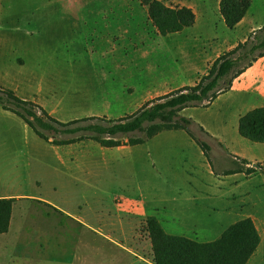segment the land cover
<instances>
[{"label":"rangeland","instance_id":"rangeland-1","mask_svg":"<svg viewBox=\"0 0 264 264\" xmlns=\"http://www.w3.org/2000/svg\"><path fill=\"white\" fill-rule=\"evenodd\" d=\"M161 1L193 9L198 23L162 36L140 0H0V86L21 99L37 98L47 111L54 110L58 120H113L136 113L175 91L166 85L189 81L192 69L197 66L199 72L237 42V33L221 18L219 0ZM253 6L254 15L264 21V0H254ZM229 95H222L212 107H190L181 113L192 119L193 134L210 145V161L184 132H164L126 149L105 148L92 140L58 148L22 120L0 127L6 193L42 194L66 213L101 224L105 232L115 230L132 247L134 260L104 236L61 215L57 207L49 210L59 212L55 218L43 221L47 214L43 206L18 205L17 213L22 209L37 216L49 233L37 239L39 253L61 259L80 255L86 264H155L146 229L149 216L156 217L167 234L206 243L218 239L235 223L233 218L253 215L257 208L252 194L238 196L245 186L234 190L235 199L214 197L229 193L234 185L228 183L246 179L225 177L224 172L256 167L236 162L229 155L235 147L249 160L264 155V148L239 135L230 110L238 95L231 99ZM202 123L214 130L225 124L228 140L208 137L199 128ZM13 135L15 139H10ZM129 137L146 134L135 132L125 138ZM78 150L86 154L72 156L69 166L59 165L58 151ZM98 162L100 167L95 166ZM221 182L227 187L220 190ZM115 207L129 215L123 223L108 216L117 213ZM230 208L235 213L231 217Z\"/></svg>","mask_w":264,"mask_h":264},{"label":"trees","instance_id":"trees-1","mask_svg":"<svg viewBox=\"0 0 264 264\" xmlns=\"http://www.w3.org/2000/svg\"><path fill=\"white\" fill-rule=\"evenodd\" d=\"M148 10L153 26L162 36L182 33L196 23V14L187 6L172 7L161 0H140ZM253 0H221L220 15L230 30L235 29L246 17ZM264 57V28L252 34L221 55L195 86H188L146 103L136 113L118 119L98 117L59 121L33 101L21 99L16 92L0 86V108L20 117L42 140L56 146L72 145L92 140L105 148L137 146L164 131L183 130L202 149L210 161L211 147L192 132L193 121L180 115L189 107L208 108L230 89L232 82L243 74L259 58ZM203 132V129H201ZM135 132H143L146 138H125ZM239 135L252 143L264 144V107L255 108L242 115L238 124ZM68 137L57 140L58 137ZM126 139V141L123 140ZM244 165L250 163L235 157ZM259 167V166H258ZM256 169L241 167L224 172V175L245 173ZM16 199H0V235L9 231ZM155 264H247L257 251L261 238L251 218L229 226L212 242H198L184 236L167 234L159 220L149 216L146 220Z\"/></svg>","mask_w":264,"mask_h":264},{"label":"crops","instance_id":"crops-1","mask_svg":"<svg viewBox=\"0 0 264 264\" xmlns=\"http://www.w3.org/2000/svg\"><path fill=\"white\" fill-rule=\"evenodd\" d=\"M220 1L219 0V10H220ZM254 4V0H253ZM253 4L251 6V9L249 10L248 14L246 17L239 23V25L233 29L237 34V38L235 39L237 42L234 44L230 49H233L235 46H237L239 43L245 42L252 34L255 33L256 30H261L263 29L262 27L264 26V21L255 16L254 13L252 12L253 9ZM196 14V13H195ZM222 18V17H221ZM224 21V20H223ZM198 23V17L196 15V24ZM179 34V33H177ZM197 42V41H196ZM3 45H0V48H2ZM5 48V47H4ZM16 58V57H15ZM203 58V57H202ZM216 61V60H215ZM214 61V62H215ZM213 65H205V67L199 72H197L198 67L196 66L192 71H190L189 74V81L185 82H180L176 84H168L164 88H168L171 90H178L184 87L188 86H195L200 79L207 74L209 68ZM201 71V72H200ZM197 72V73H196ZM194 74L197 75L196 78H194ZM181 80V76L178 78V81ZM163 89V88H162ZM225 94H230L229 98L231 99L235 94L238 95L237 103L236 105L230 106V110L232 111V117L234 119V125L236 128H238L239 120L242 115L246 114L247 112L258 108V107H264V57L259 58L257 61H255L251 67H249L243 74H241L239 77L233 80L232 85L230 89L228 90L227 93ZM225 94H221L218 96V98L210 105L212 107L216 101ZM36 104L44 108L46 111L48 108H45L40 100L35 99ZM190 108V107H189ZM209 108V107H208ZM187 109V108H185ZM183 109L180 112L181 113L185 110ZM49 111V110H48ZM47 111V112H48ZM50 112V113H49ZM48 113L52 116H54V110L49 111ZM21 118L18 117L16 114L4 110L3 108H0V127L4 129L6 125L10 126V124H20ZM192 120V119H191ZM23 121V120H22ZM64 123H68L70 121L68 120H59ZM7 123V124H6ZM225 123V122H224ZM225 124L222 125L221 130H214L213 127H209L207 124L202 123L199 125L200 129H203V132L205 135L212 139H217V140H222L226 141L228 140L227 138V133L225 132V128H223ZM221 131V132H220ZM164 132H184L195 144V141L183 130H171V131H164ZM164 132L158 134L154 138H157L158 136H161ZM9 138H14L15 136H9ZM154 138H151L152 140ZM2 139V137H1ZM151 139H146L151 140ZM241 142V140H239ZM2 142V141H1ZM243 142V141H242ZM83 143V142H80ZM80 143L72 144V145H67V146H54L58 148L62 147H68V146H74V145H79ZM188 143V142H186ZM256 144V143H255ZM51 145V144H50ZM143 145V144H142ZM261 148H264V144H259ZM138 146V145H137ZM134 147V146H131ZM120 149H126L129 148V146H122L119 147ZM61 154H67V155H61ZM70 154V155H68ZM79 154L85 155L86 152L83 150H78V151H58L57 152V158H58V163L61 166H69L70 161L74 160L72 156H78ZM229 155H231L234 159L235 157L245 159L249 163H256V167H252L256 169V171L251 174V175H246L245 173H236L232 175H224L225 177H238L242 176L246 178L244 181L243 180H236L234 183H228V185H234L233 187L230 188L229 193H221L217 194L216 198H234L237 196V193L235 192L236 190H241L242 187L245 186V189L241 191V193H238L239 197H251V194L254 198V203L253 205L257 208L255 210V213L253 215H247V214H241L242 216H239L241 220L251 218L258 230V233L261 238L260 245L253 255V257L249 260L247 264H264V155L261 156L259 159L255 160H249L246 158L245 154L243 153L240 148L235 147V152L232 151ZM66 158H71V160H66ZM6 162V157H5V152L0 151V165L2 169H0V190L3 189V192L0 191V199L2 198H14L16 199L14 206H13V213H12V218L10 222V227L9 231L6 234L0 235V264H86V259L81 257L80 255L74 256L73 259H70L68 257H65V259H61L59 256L56 255H46L45 253H39L38 250H42L41 247L40 249L36 247V243H38L37 239L38 238H44L49 235L48 231L46 229H43L44 226H42V223H39L40 220L37 219V216H34L31 213H26L22 209H20V213L16 212V207L18 205H27L29 203L31 204H37L39 206H43L46 208L45 212L47 214L42 215L43 221H48L51 219L55 218V213L59 212H53L51 213L49 210L53 209V207L59 208L61 211V215H65L66 218L73 219L75 222H77V226H80L81 228L89 231L90 233L96 235V236H104V238L110 240L113 242L119 249L125 251L127 254L131 255V259H133V249L131 246L125 244L123 241V236L117 237L115 235V230L109 232H105V229L101 224L96 225L92 224L89 222L87 219L83 218V216L80 215H71L69 213H66L61 207L56 205L54 202L44 198L41 195H28L26 193L20 192L14 194L11 193H6V185H5V179L3 177L4 173V165ZM76 164H79V161L76 162ZM101 162H98L95 164V166L100 167ZM259 166V167H258ZM54 169H58V167H53ZM249 168V167H247ZM56 171V170H55ZM221 188L220 190L224 187H227L225 182H221ZM38 185H40L38 183ZM223 186V187H222ZM247 187V189H246ZM248 187H251V190H248ZM219 189V188H218ZM5 190V192H4ZM235 190V191H234ZM213 195V194H212ZM103 201V198L100 197V201ZM101 201V202H102ZM230 205V203H229ZM25 210V209H24ZM115 210L117 213L110 215L108 214L109 217H113L114 219L120 221L123 223V221L129 217V215H125L123 211L119 210L117 207H115ZM228 216H232L234 211L232 208L229 209ZM233 222L237 223L241 220H236L237 218H233ZM102 222V221H101ZM233 223V224H235ZM231 226V225H230ZM134 228V227H133ZM132 235H133V230H132ZM222 235V234H221ZM131 241H132V236H131ZM126 255V254H125ZM76 260V261H74ZM95 264V263H94Z\"/></svg>","mask_w":264,"mask_h":264},{"label":"water","instance_id":"water-1","mask_svg":"<svg viewBox=\"0 0 264 264\" xmlns=\"http://www.w3.org/2000/svg\"><path fill=\"white\" fill-rule=\"evenodd\" d=\"M256 166V165H255Z\"/></svg>","mask_w":264,"mask_h":264}]
</instances>
